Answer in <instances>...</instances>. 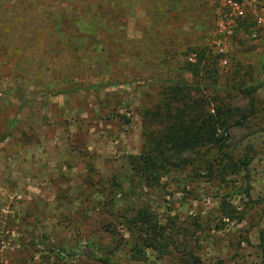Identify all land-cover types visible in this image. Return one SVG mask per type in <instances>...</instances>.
<instances>
[{
    "label": "rangeland",
    "instance_id": "1",
    "mask_svg": "<svg viewBox=\"0 0 264 264\" xmlns=\"http://www.w3.org/2000/svg\"><path fill=\"white\" fill-rule=\"evenodd\" d=\"M52 3L0 0V264H176L174 248L133 258L128 218L140 204L209 264H262L264 201L244 188L264 198V38L245 39L242 25L221 32L220 0ZM55 9L74 34L42 19ZM175 85L186 99L169 97ZM185 101L196 112L224 105L223 149L249 159V177L207 144L178 152L185 162L130 206L119 194L130 156L168 112L189 114Z\"/></svg>",
    "mask_w": 264,
    "mask_h": 264
},
{
    "label": "trees",
    "instance_id": "2",
    "mask_svg": "<svg viewBox=\"0 0 264 264\" xmlns=\"http://www.w3.org/2000/svg\"><path fill=\"white\" fill-rule=\"evenodd\" d=\"M58 0H50L52 6ZM115 0H110L114 2ZM122 1L119 2L121 4ZM51 13V15H50ZM48 23L58 29L61 33L71 34L69 30L70 20L66 14H62V9L50 10L45 17ZM69 22V23H68ZM74 34V33H72ZM198 61L192 62L198 65ZM261 69L264 73V61L261 63ZM97 85H94L96 87ZM261 85L256 84L250 86L248 90V106L250 110L253 107V93ZM183 87L177 85L170 86L168 89L170 98H180L188 96L184 92ZM189 100V99H188ZM189 109V114L184 112L179 115H173L170 112L167 114V125L163 131L151 139L150 145L140 153L130 156L132 173L126 175L128 186L125 190H120V199L130 206H134L136 199L146 194L145 186L158 184L167 170L171 167H178L182 162L177 159V153L185 150H192L196 147L207 144H214L218 148L221 160L225 165L239 166L245 172L246 179L249 177V159L247 157L234 159L223 149L224 141L228 138L227 121L221 117L223 106L216 105L209 111H197L194 105ZM185 107V108H186ZM247 115H241L234 120V125L238 126L244 123ZM245 195L252 202H263L264 198H254L251 195L250 187L247 185L244 188ZM131 207V208H132ZM131 228L136 232L137 239L133 247V258L140 260L144 259L147 251L152 250L161 258L164 255H169L172 248L175 249L177 255L176 264H209L203 261L192 248H188L185 241L179 240L177 231L173 226H168L159 221L157 214L147 204H140L134 209V215L128 218ZM43 244L48 249H52L48 237L43 234ZM50 243V244H49ZM259 251L261 254V262L264 264V232L259 233ZM83 254H90L87 249H83ZM67 254L77 255V252L70 251ZM93 256V255H90Z\"/></svg>",
    "mask_w": 264,
    "mask_h": 264
},
{
    "label": "built area",
    "instance_id": "3",
    "mask_svg": "<svg viewBox=\"0 0 264 264\" xmlns=\"http://www.w3.org/2000/svg\"><path fill=\"white\" fill-rule=\"evenodd\" d=\"M222 11L218 15L221 32H230L231 28L242 25L245 39L258 41L264 38V0H220ZM219 51L223 52L221 40L218 39ZM195 59V54L189 56ZM222 64L227 63L226 57L221 58Z\"/></svg>",
    "mask_w": 264,
    "mask_h": 264
}]
</instances>
